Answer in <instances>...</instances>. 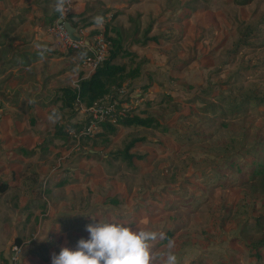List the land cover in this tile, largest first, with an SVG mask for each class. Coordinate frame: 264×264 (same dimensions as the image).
Here are the masks:
<instances>
[{
  "label": "crops",
  "instance_id": "obj_1",
  "mask_svg": "<svg viewBox=\"0 0 264 264\" xmlns=\"http://www.w3.org/2000/svg\"><path fill=\"white\" fill-rule=\"evenodd\" d=\"M192 1L189 8L194 7ZM64 2L0 0V264H10L13 243L23 245L20 264H52L53 253L59 254L62 247L75 249L81 238L90 236L86 226L101 219L135 227L137 216L147 212L146 224L161 234L157 248L169 249L168 242L175 243L174 234L180 231L177 211L183 206L177 204L178 198L161 209L170 212L165 216L170 223L161 227L153 220L162 217L161 205L153 210L150 204L131 202L128 184L118 180L123 170L137 171L146 158L156 155V148H142L145 138L132 139L137 141L129 151L130 160L116 153L125 145L112 147L120 129L131 126H119L116 134L100 129L81 143L67 132L84 114L80 108L73 113L63 107L60 89L73 87L89 74L81 66V52L62 49L48 34ZM71 14L77 26L88 27L92 34L104 32L112 46H120L115 63L132 74L123 84L137 91L135 115L146 118L157 85L146 77L145 64L138 63L143 55L152 57L159 45L154 36L161 14L156 0H73ZM127 58L136 63L129 64ZM170 133L176 141L178 133ZM175 161L170 158V165ZM150 198L144 195L143 202L151 203ZM181 210L178 217L183 218L187 209ZM32 235H37L35 241ZM173 251L177 257L179 248Z\"/></svg>",
  "mask_w": 264,
  "mask_h": 264
},
{
  "label": "rangeland",
  "instance_id": "obj_2",
  "mask_svg": "<svg viewBox=\"0 0 264 264\" xmlns=\"http://www.w3.org/2000/svg\"><path fill=\"white\" fill-rule=\"evenodd\" d=\"M190 1L156 0L161 14L154 36L159 45L154 46L151 61L143 55L138 63L145 64L146 77L157 85L147 109V117L156 121L149 127L120 129L112 147L122 149L141 137L147 141L142 148L154 147L156 155L146 158L137 171L123 170L118 180L128 184L131 202L150 204L153 210L161 205L162 217L153 219L161 227L170 223L165 218L170 212L162 211L166 203L178 198L177 204L187 209L183 218L178 215L184 208L177 211L180 231L174 234L171 252L179 248L178 264H264V250L258 258L250 247L264 236V195L244 184L247 176L242 173L252 163L250 155H236L233 171L227 172L236 185L219 187L217 183L226 173L219 169L230 155L222 149L239 139L238 132L248 134L244 139L240 134L241 144L255 146V137L259 144L264 142V0L248 4L246 0H193L194 7L189 8ZM127 61L136 63L134 58ZM128 86L130 92L135 90ZM218 93L222 96L215 99ZM249 98L251 106L229 111ZM81 120L86 122L85 115ZM170 132L178 133L177 142ZM86 140L83 137L80 143ZM262 146L258 158L264 160ZM170 158H177L176 165H170ZM205 185L208 190L199 193ZM148 194L151 203L143 202ZM184 197L188 200L182 201ZM146 215L137 216L135 227L153 230L146 224ZM33 236L37 235L31 241L37 238ZM157 247L163 254L169 252L165 246Z\"/></svg>",
  "mask_w": 264,
  "mask_h": 264
},
{
  "label": "trees",
  "instance_id": "obj_3",
  "mask_svg": "<svg viewBox=\"0 0 264 264\" xmlns=\"http://www.w3.org/2000/svg\"><path fill=\"white\" fill-rule=\"evenodd\" d=\"M251 1L253 0H246L245 3L248 4ZM68 17L71 23L74 26H76L75 23L72 21V18H74L75 15L69 14ZM79 52H81L80 54L83 58L89 55V53L87 52H83V51H79ZM121 52L122 50H120V46L114 45L112 47L109 58L101 66H99L87 79L81 80L79 83V88H74V87L61 88L60 91L62 93L61 100H62L63 107L75 113L76 112L75 110L78 108L79 103H82L86 107L92 106L95 102H97L98 100L104 98L105 96L113 92L115 88L122 87V84L124 83V81L132 74L126 73L122 65L115 63V61L119 58ZM204 89H205L203 90L204 93L208 94V89L207 88H204ZM201 94H202V91H201ZM221 96H222V93H218L217 96H215L214 98L220 99ZM251 99L252 98H249L245 104L239 103L238 106H236V108L235 106L232 107V109L229 108V111L242 110V106L244 107V105H247V104L251 106L250 105ZM203 103H205V101H203ZM210 106L215 107V105H210ZM223 110L225 111L226 109H223ZM219 111L223 112L221 109H219ZM155 121L156 120L154 118H150V117L140 118L136 115H132V116H128L127 118L120 120L117 124H112L110 122H103L100 124V128L103 130V132L116 134V132H118L119 130L118 127L121 125L123 126L136 125V126H141V127L142 126L149 127ZM83 125H84L83 121L80 120L78 123L72 124L69 127L70 129H75L76 131H79L80 129H82ZM240 134L243 136V139L244 137L248 138V134L246 132L245 133L238 132L237 136L239 137V139L236 141L231 140L222 149L223 152H226L228 150L230 152L229 153L230 155L226 158L225 162H223L222 168L219 169V171H222L223 173L226 172L223 175L224 178H221L219 180V185L221 187H228L231 185H236L235 182L231 183L229 178H227L226 176H228V173H227L228 171H233L232 168H234V165L236 164L235 156L236 155L240 156V153H241L242 156L250 155L252 159L251 165H248L243 172L240 169V172H242L243 175L247 176L246 180L244 181V184H250L251 189L254 186L253 187L255 191L254 193L259 191L262 195H264V165L261 164V163L264 164V160L258 158V152L260 151V150L258 151L259 145L264 144V142L259 144V142H257V138L255 137L253 141L254 143H256L255 146L253 145L249 146L243 143L241 144ZM211 135H214V134H211ZM199 136L201 135L199 134ZM87 138L90 139V137H87ZM136 141L137 140H131L129 143L125 145L123 150L116 151V153L122 154L124 158H128L131 160L132 155L129 154V151L134 146ZM246 147H250V148H246ZM262 147L264 150V146ZM242 148H246V149L243 151ZM241 165L243 167V165L245 164H241ZM250 247L253 249L254 255L260 258L261 251L264 250V236L260 238L258 241H256L254 244H251Z\"/></svg>",
  "mask_w": 264,
  "mask_h": 264
},
{
  "label": "built area",
  "instance_id": "obj_4",
  "mask_svg": "<svg viewBox=\"0 0 264 264\" xmlns=\"http://www.w3.org/2000/svg\"><path fill=\"white\" fill-rule=\"evenodd\" d=\"M72 2L73 0H65L58 20L47 31L54 42L58 43L62 49L89 53L82 59L81 66L90 76L109 58L113 46L104 32L92 34L86 26H74L76 28L75 36H78L79 40H73L69 37L63 22L70 21L68 16L72 12ZM79 83H75L73 87L79 88ZM136 93L135 90L130 92L127 84L115 88L113 92L98 100L92 106L86 107L79 103L78 108L85 115L86 122H83L84 125L79 131L69 129L67 132L80 141L83 137H95L101 129L100 124L103 122L117 124L120 120L134 115L139 99ZM35 238L36 236H33L32 239ZM22 250V244H11L10 264H20Z\"/></svg>",
  "mask_w": 264,
  "mask_h": 264
},
{
  "label": "clouds",
  "instance_id": "obj_5",
  "mask_svg": "<svg viewBox=\"0 0 264 264\" xmlns=\"http://www.w3.org/2000/svg\"><path fill=\"white\" fill-rule=\"evenodd\" d=\"M86 231L89 238H81L75 249L62 247L59 254L53 253L52 264H178L171 252L174 242H168L167 254L161 253L155 248L161 234L152 229L101 219Z\"/></svg>",
  "mask_w": 264,
  "mask_h": 264
},
{
  "label": "water",
  "instance_id": "obj_6",
  "mask_svg": "<svg viewBox=\"0 0 264 264\" xmlns=\"http://www.w3.org/2000/svg\"><path fill=\"white\" fill-rule=\"evenodd\" d=\"M63 24H64L70 38H72L73 40H79L80 39L78 36H75L76 28L70 22L64 21Z\"/></svg>",
  "mask_w": 264,
  "mask_h": 264
},
{
  "label": "bare ground",
  "instance_id": "obj_7",
  "mask_svg": "<svg viewBox=\"0 0 264 264\" xmlns=\"http://www.w3.org/2000/svg\"><path fill=\"white\" fill-rule=\"evenodd\" d=\"M26 238V237H25Z\"/></svg>",
  "mask_w": 264,
  "mask_h": 264
}]
</instances>
